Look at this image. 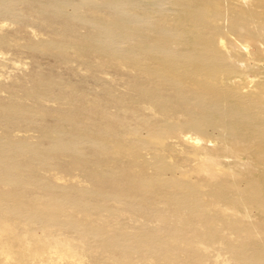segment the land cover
<instances>
[{"label": "bare ground", "instance_id": "obj_1", "mask_svg": "<svg viewBox=\"0 0 264 264\" xmlns=\"http://www.w3.org/2000/svg\"><path fill=\"white\" fill-rule=\"evenodd\" d=\"M16 2L0 0V13L16 15ZM152 3L159 6L154 14L147 12L149 7L143 1L138 4L132 0H48L40 3L39 10L88 24L93 29L90 47L122 66L137 69L152 83L151 87L139 89L143 108L161 115L162 120L146 133L138 127L132 131L144 146L155 147L147 160L153 170L130 179L155 189L167 204H175L180 214L176 223H190L185 216L195 213L207 215L208 225L198 226L200 234L191 240L177 234L158 237L144 233L137 235V242H131L132 232L120 227L114 230L110 223V217L121 207L80 198L72 191L102 198L111 197L112 192L71 183L51 184L33 168L25 171L27 162L48 165L57 151L72 150L84 157V136L70 137L65 131L55 130L50 145L40 147L12 133L0 134V264H57L64 259L83 262L86 242L49 230L46 222L103 235L130 255L121 260L109 258V264H143L131 258L141 249L147 252L146 257L150 256L148 264H170V257L176 255L172 249L178 246L185 247L194 264H206L218 231L224 233L239 226L234 209L255 207L254 200L261 199L264 188L258 185L259 180L253 181L255 186H248L247 178L225 165L219 152L239 159L246 156L259 165L264 180V79L256 77L258 71L255 73V65L264 59V0ZM136 4H142L147 11L134 10ZM88 5L94 8L91 14L85 11ZM101 7L108 11L103 13ZM6 41L13 45L0 33V45ZM15 43L35 50L46 47L67 51L71 46L38 33L30 41ZM162 89L168 90V95L162 94ZM0 107L9 116L28 109L22 103ZM242 129L245 134H241ZM181 135L193 144L194 166L176 162L167 152L168 138ZM213 136L225 143L210 147L203 141ZM93 142L119 150L124 146L112 143L107 136L96 137ZM31 184L48 190L49 198L37 201L26 191ZM139 197L149 199L145 195ZM221 198L228 199L231 205ZM251 260L250 264H264V255ZM216 263L228 264L218 260Z\"/></svg>", "mask_w": 264, "mask_h": 264}, {"label": "rangeland", "instance_id": "obj_2", "mask_svg": "<svg viewBox=\"0 0 264 264\" xmlns=\"http://www.w3.org/2000/svg\"><path fill=\"white\" fill-rule=\"evenodd\" d=\"M42 1L48 0H17L16 15L0 13V33L5 34L7 40L9 38L13 41V45H9L7 41L0 45L3 51L0 52V106L22 103L28 107L11 116L0 107V134L12 133L18 138L35 142L40 147L50 145L55 130L65 131L70 137L84 136V157L72 150L57 151L48 165L27 162L25 171L33 170L51 184L71 183L112 192L111 197L102 198L92 193L72 191L80 198L121 207L122 210L110 217V223L114 224V230L120 227L132 232L131 242H137V235L144 233L158 237L177 234L188 240L198 238L200 231L197 227L208 225L207 215L189 213L185 219L190 223L178 224L176 219L180 214L176 211L175 204H167L166 198L157 194L155 189L130 179L153 170L147 160L153 156L155 147L144 146L139 136L132 131L134 127H138L146 133L162 120L161 115L143 108L145 103L141 100L139 89L145 85L151 87L152 83L137 69L122 66L107 54L90 47L93 29L88 24L41 13L39 9ZM140 1L149 8L147 11L141 7L142 4H136L134 10L139 13L147 11L154 14L155 9L159 8L152 3L153 0H132L138 4ZM176 7L180 8L178 5ZM92 9L94 8L90 5L85 7L89 14L93 13ZM99 10L103 13L108 11L105 7ZM34 33L65 41L71 46L67 51L46 47L35 50L19 47L15 43L16 40L30 41ZM73 43L82 46L77 47ZM259 62L255 65V73L258 71L256 77L264 79V59ZM162 91V94L168 95V90ZM240 132L245 134L246 130L242 129ZM99 136H107L112 143L124 146L120 150L110 144L98 146L93 139ZM180 137L168 138L167 152L176 162L194 166L196 158L192 153L193 144L187 137ZM222 138L223 135L220 136ZM203 141L210 147H220L221 143H225L215 139V136ZM171 144H174V148ZM219 155L225 165L247 178L248 186H255L253 181L259 180L258 185L264 188L263 172L259 165L249 161L246 156L239 159L230 154L224 155L223 151ZM16 188L18 187H13ZM58 190L59 188L55 189ZM167 190L169 191L168 188ZM26 191L37 201H45L50 195L48 190L34 184L27 186ZM261 191V199L254 200L255 207L245 209L237 206L234 209V217L240 221L239 226L228 228L224 233L218 231L206 264H217V260L228 264H250L252 257H258L262 253L264 255V189ZM141 195L148 196L149 199L143 200L139 197ZM220 200L230 204L228 199ZM83 220L90 221L86 218ZM44 225L51 231L61 232L87 244L83 262L64 259L57 264H90L89 261L93 264H109V258L121 260L123 257H130L120 247L110 244L109 239L103 235L85 230L82 232L69 225H53L51 222ZM172 250L176 255L170 257V264H194L185 247L178 246ZM146 253L141 249L131 255V258L148 264L150 256L146 257Z\"/></svg>", "mask_w": 264, "mask_h": 264}]
</instances>
